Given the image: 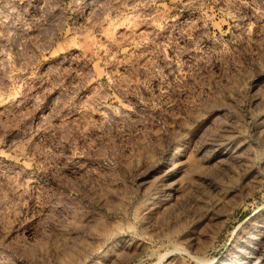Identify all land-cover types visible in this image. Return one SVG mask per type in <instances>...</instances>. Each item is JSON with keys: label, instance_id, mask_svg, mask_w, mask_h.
Listing matches in <instances>:
<instances>
[{"label": "rangeland", "instance_id": "374dc122", "mask_svg": "<svg viewBox=\"0 0 264 264\" xmlns=\"http://www.w3.org/2000/svg\"><path fill=\"white\" fill-rule=\"evenodd\" d=\"M0 264H264V0H0Z\"/></svg>", "mask_w": 264, "mask_h": 264}, {"label": "bare ground", "instance_id": "6f19581e", "mask_svg": "<svg viewBox=\"0 0 264 264\" xmlns=\"http://www.w3.org/2000/svg\"><path fill=\"white\" fill-rule=\"evenodd\" d=\"M261 257V256H260Z\"/></svg>", "mask_w": 264, "mask_h": 264}]
</instances>
